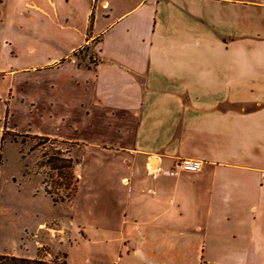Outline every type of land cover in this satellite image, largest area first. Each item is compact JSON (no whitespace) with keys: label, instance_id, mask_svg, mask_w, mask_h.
<instances>
[{"label":"crops","instance_id":"1","mask_svg":"<svg viewBox=\"0 0 264 264\" xmlns=\"http://www.w3.org/2000/svg\"><path fill=\"white\" fill-rule=\"evenodd\" d=\"M26 1L24 132L82 144L81 239L107 264H264V0Z\"/></svg>","mask_w":264,"mask_h":264},{"label":"rangeland","instance_id":"2","mask_svg":"<svg viewBox=\"0 0 264 264\" xmlns=\"http://www.w3.org/2000/svg\"><path fill=\"white\" fill-rule=\"evenodd\" d=\"M28 5L33 6L26 0H4L1 7L0 146L7 131L0 149V253L44 260L67 253V264H107L99 244L83 241L77 230L78 226L93 227L99 221L98 183L90 179L82 163V144L59 140L39 147L34 138L38 135L24 132L28 128L42 131L37 115L20 101L24 86L21 68L35 59L23 46L25 40H38L30 32L34 31L35 18L26 10ZM85 51L88 50L81 49L80 60L86 56ZM33 74L29 75V87L34 83ZM57 151L65 157L69 151L78 162L76 174L80 181L71 200L54 204L44 192L43 180L52 185L59 178H51L50 166L39 165L48 160L46 154L50 157Z\"/></svg>","mask_w":264,"mask_h":264},{"label":"trees","instance_id":"3","mask_svg":"<svg viewBox=\"0 0 264 264\" xmlns=\"http://www.w3.org/2000/svg\"><path fill=\"white\" fill-rule=\"evenodd\" d=\"M4 0H0V22H1V7ZM84 49V48H83ZM88 50V47H85V50ZM79 54H81V50L76 52L74 56L78 58ZM4 134L1 138V146L0 149L3 148L4 143ZM37 139L38 146H45L47 143H58L60 142L58 139L46 137V136H34ZM63 143V141H62ZM33 147L31 150H34ZM48 160L46 162L40 163V168L45 166H50L53 171L51 174V178L57 176L59 180L54 182V184L50 185L47 179L43 180L44 192L48 195L54 204L63 203L65 201L71 200L78 191L79 186V177L76 174V166L78 162L70 155V152H67V157L63 155L61 151H57L52 154L50 157L47 156ZM1 161V157H0ZM56 173V174H55ZM53 185H56L54 187ZM51 260H44L42 258H27V257H19L15 255H10L6 253H0V264H67L68 254L64 253L62 255L52 256Z\"/></svg>","mask_w":264,"mask_h":264},{"label":"built area","instance_id":"4","mask_svg":"<svg viewBox=\"0 0 264 264\" xmlns=\"http://www.w3.org/2000/svg\"><path fill=\"white\" fill-rule=\"evenodd\" d=\"M202 167H203V162L196 160H181L176 165L178 171L191 172V173L200 171Z\"/></svg>","mask_w":264,"mask_h":264}]
</instances>
